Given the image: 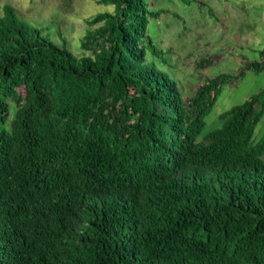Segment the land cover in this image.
I'll use <instances>...</instances> for the list:
<instances>
[{"label": "trees", "instance_id": "obj_1", "mask_svg": "<svg viewBox=\"0 0 264 264\" xmlns=\"http://www.w3.org/2000/svg\"><path fill=\"white\" fill-rule=\"evenodd\" d=\"M98 3L82 57L3 6L0 264H264V87L205 131L264 47L185 100L148 34L168 12Z\"/></svg>", "mask_w": 264, "mask_h": 264}, {"label": "rangeland", "instance_id": "obj_2", "mask_svg": "<svg viewBox=\"0 0 264 264\" xmlns=\"http://www.w3.org/2000/svg\"><path fill=\"white\" fill-rule=\"evenodd\" d=\"M146 1L152 10L168 12L150 19L148 34L164 52L162 61L154 59L156 66L177 81L185 100L206 78L236 73L244 61L257 60L264 47V0H200L203 7L180 0ZM4 5L12 6L21 22L38 29L51 41L60 45L64 42L76 57L92 55L80 46L91 29L87 20L113 9L98 0H1L0 14ZM148 59L153 57L148 54ZM200 59L212 60L214 65L198 69ZM263 87L264 72L252 71L225 86L205 118V131L217 128L220 114ZM262 130L260 122L257 138Z\"/></svg>", "mask_w": 264, "mask_h": 264}]
</instances>
